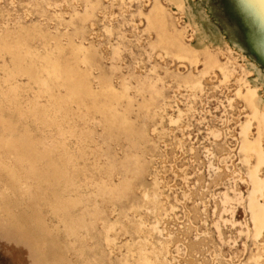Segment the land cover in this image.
<instances>
[{
  "label": "rangeland",
  "instance_id": "374dc122",
  "mask_svg": "<svg viewBox=\"0 0 264 264\" xmlns=\"http://www.w3.org/2000/svg\"><path fill=\"white\" fill-rule=\"evenodd\" d=\"M186 3L194 19L203 20L209 28L208 35L214 33L212 51L227 68V79L218 68L206 73L202 59L196 68L153 47L156 39L145 20L151 0H0V29L37 25L54 34L77 30L115 83L126 82L132 94L149 82L158 86L160 114L145 128L137 161L130 165L129 193L118 197L107 192L99 197L97 231L112 260L126 254L134 241V228L127 233V227L139 225L142 231L136 241L157 253L160 264H264V235L257 240L247 235V212L236 202L224 204L222 200L224 193L232 197L247 189L238 155L239 122L246 117L236 98L238 82L245 76L258 79L252 64L263 80L264 69L251 56V41L242 39L246 32L234 4L223 0ZM167 11L174 27L195 43L192 18L176 8ZM188 75L201 81L195 95L179 88V77ZM124 145L122 139L112 143L117 161L123 159ZM98 160H91V166ZM98 163L104 166L103 161ZM104 172L105 168L97 167L88 174ZM123 178L114 172L116 184ZM143 186L156 194L154 213L143 203ZM36 192L34 181L20 187L0 172V264H37L28 252L25 234L16 235L13 230L17 220L26 224L25 230L39 235L36 251L55 250L58 260L63 256L58 254V242L43 239L38 220L30 217L39 204ZM41 221L52 229L54 220L49 213L44 212ZM114 223L109 250L105 225Z\"/></svg>",
  "mask_w": 264,
  "mask_h": 264
},
{
  "label": "bare ground",
  "instance_id": "6f19581e",
  "mask_svg": "<svg viewBox=\"0 0 264 264\" xmlns=\"http://www.w3.org/2000/svg\"><path fill=\"white\" fill-rule=\"evenodd\" d=\"M223 1L235 5L246 32L242 39L251 41V56L264 69V0ZM151 3L145 20L156 39L153 47L196 68L202 59L206 73L218 68L228 78L227 68L212 51L214 33L208 35L204 21L194 19L186 0ZM167 8L184 11L192 18L195 43L188 42L169 21ZM79 35L77 30L54 34L37 25L0 29V172L20 187L34 181L39 204L30 217L38 220L43 239L58 242V254L63 256L58 260L55 250L36 251L39 235L25 230L21 221L13 223V230L16 235L25 234L28 252L37 264H160L157 253L136 241L142 231L139 225L127 227V233L134 228V241L116 261L103 249L97 231L99 197L107 192L122 197L130 191L126 177L130 165L137 161L145 128L160 114V91L149 82L132 94L126 82L115 83L97 53ZM239 48L245 49L243 45ZM252 67L259 72L258 79L241 78L236 93L246 111L239 122L237 143L247 189L244 193L234 190L232 197L224 193L222 200L243 207L248 215L247 235L257 240L264 235V80L257 65ZM178 84L193 95L201 89L200 79L191 75L180 76ZM98 128L101 131L96 138ZM120 139L125 143L124 153L117 161L111 146ZM97 158L100 160L91 166V160ZM100 161L104 166H97ZM97 167L105 172L89 176V170ZM114 172L124 177L118 184ZM143 188V203L154 213L156 194ZM44 212L54 220L52 229L41 221ZM115 226L105 225L108 249L114 242L109 232Z\"/></svg>",
  "mask_w": 264,
  "mask_h": 264
},
{
  "label": "snow or ice",
  "instance_id": "6c2138e0",
  "mask_svg": "<svg viewBox=\"0 0 264 264\" xmlns=\"http://www.w3.org/2000/svg\"><path fill=\"white\" fill-rule=\"evenodd\" d=\"M262 102H264V100H262Z\"/></svg>",
  "mask_w": 264,
  "mask_h": 264
}]
</instances>
